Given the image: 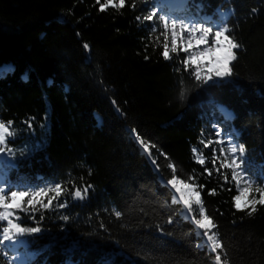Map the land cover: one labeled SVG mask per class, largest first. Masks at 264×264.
Listing matches in <instances>:
<instances>
[{
    "label": "trees",
    "instance_id": "obj_1",
    "mask_svg": "<svg viewBox=\"0 0 264 264\" xmlns=\"http://www.w3.org/2000/svg\"><path fill=\"white\" fill-rule=\"evenodd\" d=\"M163 2L125 0L101 11L106 0H0V69L10 67L0 71V122L14 131L7 179L36 186L30 191L61 186L48 209L20 213L22 227L41 229L23 235L34 254L27 264H102L114 252L115 264H215L173 203L163 182L172 175L197 184L223 246L220 264H264V206L237 211V182L221 167L231 159V136L243 145L244 173L264 188V0H190L182 13ZM153 10L227 27L240 45L232 75L201 87L194 66L182 65L186 53L165 60L162 26L143 20ZM133 134L155 145V167ZM5 257L12 253H0V264Z\"/></svg>",
    "mask_w": 264,
    "mask_h": 264
},
{
    "label": "snow or ice",
    "instance_id": "obj_2",
    "mask_svg": "<svg viewBox=\"0 0 264 264\" xmlns=\"http://www.w3.org/2000/svg\"><path fill=\"white\" fill-rule=\"evenodd\" d=\"M100 4V0H97ZM109 5L114 8H121L125 5V0H106V3L100 4V10L104 11ZM135 5H133L134 7ZM197 12L203 10V4L195 5ZM154 18L157 19V24L153 25L154 29L157 27L163 28V35L165 36V42L163 44L162 55L165 60L171 59V53H178L182 51L187 54L186 58L182 61V65L185 69L194 66V71L191 73L200 86L205 85L212 87L215 86L219 80L223 78L230 77L232 75V69L230 67L232 61L236 59L234 50L238 49L240 45L230 37L229 29L227 27L221 26L217 30L213 31V26H202V22H192L190 19L187 22L181 19L179 23L175 18L168 17L167 15H160L157 17V13L153 10L149 14L143 17L145 21H153ZM137 17V20H140ZM171 29V47H169L167 32ZM199 33V35H197ZM186 34V35H185ZM211 35V45H209V36ZM204 46V47H202ZM84 48L87 49L88 45L85 44ZM147 59V57H145ZM206 62V63H205ZM206 69V70H205ZM115 103V102H114ZM219 107V106H218ZM222 112H225L226 116L230 118L231 114L227 113L226 109L220 108ZM11 122H8V126L4 122H0V153L6 150V137H11L14 135V131L10 130ZM132 131V130H130ZM216 135H219L217 132ZM135 141H139L142 146V153L146 154L150 159V162L155 164L156 160L152 158L151 149L155 145H149L139 135L134 137ZM204 148H209L211 141L204 143ZM11 152L10 149H8ZM195 154V159L200 165L205 164V158L202 154H197V149L193 146L192 149ZM224 150L221 149V152ZM228 152L233 154L229 163H223L221 167L231 168V177L237 182V187L239 189V194L233 197L234 207L237 211H243L249 209L248 214L251 215L256 211V205L264 206V188L257 187L256 192L259 193V198L255 197L249 199L250 194L253 192L252 181L246 180L245 186L239 188V183L244 179V169L241 167L244 163L242 157L244 153L243 145L232 144L228 147ZM239 153V155H236ZM215 149H213L212 163L215 165L217 160ZM228 160V157H225ZM13 161L8 160L5 156H0V253L5 250H10L14 253H18V249L22 246L26 247V242L21 239V237L26 233H38L41 231L39 226L35 227H22L21 226V216L20 213H35L39 209L37 205L41 208L48 209L54 199H57L61 195V186L59 183L55 184L54 188H40L34 189L36 186L30 184L16 183L13 184L7 179L8 172L7 169L14 167ZM169 168H173L171 164L168 165ZM173 171L175 169L173 168ZM209 175H211V170L205 169ZM189 180H194V177H189ZM225 180L228 179L227 176L224 177ZM163 180V177H161ZM166 185H170L175 193H178V199L183 203L184 209H186L185 215L187 213L194 212L193 205H198L199 208L196 214L201 218L194 219L195 235L199 239V247H204L209 251V254H215V264H220L221 255L219 251L223 246L219 241L217 233L213 230L216 228L212 217L205 214V209L203 202L201 200V193L197 190L196 183H189L185 179H180L176 175H172L171 179L164 181ZM91 187V186H89ZM203 188V185L199 186ZM16 189V190H12ZM85 193L87 189L84 190ZM49 192H54L55 196L49 197L47 203L43 202L42 197H48ZM212 194H215V190H212ZM76 198L83 199L81 191L77 189L74 193ZM176 197L173 196V203L176 202ZM59 207H64L63 203L58 205ZM116 216H120L121 213L116 211ZM30 219L35 220V216H30ZM67 219V217H64ZM189 220L192 217H188ZM171 222V221H169ZM32 254L25 253L23 256L20 254L15 255L12 258L5 257L7 264H27V257ZM119 253H112L111 255L105 256L102 264H115L116 256Z\"/></svg>",
    "mask_w": 264,
    "mask_h": 264
},
{
    "label": "rangeland",
    "instance_id": "obj_3",
    "mask_svg": "<svg viewBox=\"0 0 264 264\" xmlns=\"http://www.w3.org/2000/svg\"><path fill=\"white\" fill-rule=\"evenodd\" d=\"M118 0H115V2H117ZM188 0H175L174 2L177 4V6L178 7H182V5L184 4V3H186ZM175 4V5H176ZM174 5V6H175ZM109 6H111V5H109ZM112 7V6H111ZM186 15V19H198V17L197 16H193V15H190V14H185ZM229 17V15L228 14H226V15H224L223 17H222V23H226V21H227V18ZM179 21L180 20H177V23H179ZM186 21V20H185ZM192 21V20H191ZM187 22V21H186ZM192 22H194V21H192ZM195 23V22H194ZM219 25H220V23L219 22H217V23H213V26L216 28V27H219ZM169 32L171 33V29H169ZM186 35V34H185ZM197 35H199V33H197ZM202 47H204V46H202ZM233 62V61H232ZM206 63V62H205ZM10 69V67L9 66H6V67H4L3 69H0V71H3V70H9ZM206 70V69H205ZM227 78L228 77H226V78H223L222 80H219L218 81V83H220V82H222V81H224V80H227ZM6 140H7V137H6ZM232 144H235L233 141H231V144L230 145H232ZM140 145V144H139ZM235 145H237V144H235ZM140 148L142 149V146L140 145ZM146 155V154H145ZM230 155H231V157H232V155L233 154H231L230 153ZM236 155H239V153H237ZM0 156H5L8 160H9V157H7V153H6V151H4L3 153H0ZM146 157L148 158V156L146 155ZM149 159V158H148ZM150 160V159H149ZM152 165L155 167V164H153L152 163ZM246 180H251L250 179V177L249 176H247L245 173H244V179H242L241 181H240V183H239V185H240V188H242V187H244L245 186V181ZM165 180H163V182H164ZM252 181V180H251ZM253 182V181H252ZM254 183V182H253ZM253 183H252V187H253V192L250 194V196L253 198L254 196H256V194L258 193V192H256L255 191V189L257 188L256 186H254L253 185ZM170 188H171V186L170 185H168ZM171 190L173 191V193H174V196L177 198L176 199V201H178L179 203H181L182 204V206H183V203L181 202V201H179V199H178V193H175V190L174 189H172L171 188ZM253 195V196H252ZM249 196V199H251V197ZM199 208V206L198 205H193V209H194V212H192V213H187V215H185V213H186V209H184V206H183V209H184V217L186 218V219H188V217H192V219L191 220H189V221H191L193 224H194V219H196V211L195 210H197ZM195 226V225H194ZM22 240H24V239H22ZM25 241V240H24ZM26 246H27V244H26ZM26 247H24V246H22V247H20L19 249H18V253H15V255H17V254H20L21 256H23L25 253H28L26 250H24ZM23 249V250H22Z\"/></svg>",
    "mask_w": 264,
    "mask_h": 264
},
{
    "label": "bare ground",
    "instance_id": "obj_4",
    "mask_svg": "<svg viewBox=\"0 0 264 264\" xmlns=\"http://www.w3.org/2000/svg\"><path fill=\"white\" fill-rule=\"evenodd\" d=\"M134 135V137L136 136L135 134H133Z\"/></svg>",
    "mask_w": 264,
    "mask_h": 264
}]
</instances>
